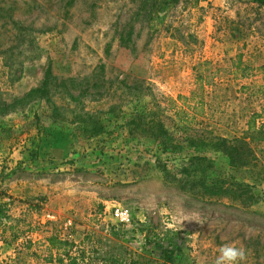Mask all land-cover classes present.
<instances>
[{"label":"rangeland","instance_id":"obj_1","mask_svg":"<svg viewBox=\"0 0 264 264\" xmlns=\"http://www.w3.org/2000/svg\"><path fill=\"white\" fill-rule=\"evenodd\" d=\"M166 5L156 12L146 0H0V101L38 86L48 65L55 77L49 103L32 100L0 117V202L10 215L0 222V264H67L48 248L52 234L73 243L77 264H163L144 244L149 227L181 238L184 256L175 264H216L225 244L244 249L240 264H264L263 155L239 170L222 153H206L211 177L233 192L211 194L174 180L180 158L169 155L164 171L153 142L125 125L133 109L166 107L197 87L206 105L196 121L217 135L241 137L253 112L264 123V6ZM239 53L244 75L234 66ZM81 92L76 102L68 94ZM77 111H101L103 131H81ZM37 126L47 129L46 144L29 140ZM54 129L62 138L53 143ZM39 156L48 167L30 172ZM15 161L27 163L16 172ZM17 180L27 185L21 195L13 194ZM113 205L130 209L132 226L117 230ZM50 254L62 261L47 262Z\"/></svg>","mask_w":264,"mask_h":264},{"label":"trees","instance_id":"obj_2","mask_svg":"<svg viewBox=\"0 0 264 264\" xmlns=\"http://www.w3.org/2000/svg\"><path fill=\"white\" fill-rule=\"evenodd\" d=\"M146 1L151 6H158L156 12L164 10L166 4L176 2V0ZM250 1L257 3L259 6H264V0ZM128 34H131V31H128ZM122 40L124 39L122 38ZM102 66H100L101 70H103ZM234 66L242 75L246 74V70L249 68L248 65L242 63V54L240 53L236 56ZM54 80L55 77L52 75L50 65H48L43 80L38 86L29 89L22 96L15 97L11 101H0V117L24 107L32 100H43L45 103H49L50 86ZM201 80V75H197L196 82L199 89L202 88L200 85ZM64 84V81H62L57 85L64 87ZM263 86H258V90H263ZM241 88L246 89L244 86ZM197 89H193L188 96L178 95L176 99L169 98L166 107L156 104L155 109H151L146 104L140 106L139 109H133L129 113L125 125L128 127L130 134L139 135L153 142L157 161L164 171H167V165L166 162L163 163V160L168 159L169 155L180 158L179 167L173 171V179L178 175L174 180L179 181L183 186L186 184L191 187L200 185L211 194L230 195L233 192H230L228 186L224 188V184L218 178L217 180L211 177L209 169L213 166V160L207 157L206 153L220 152L227 157L231 169L247 170L246 168L251 164V161L257 159V152L264 157V123L259 125L256 123V119L261 116V113L253 112L250 114L246 122L247 130L241 137L226 138L217 135L213 129L202 124V121H196L197 115L204 113L206 105L203 94L198 93ZM68 94L75 102L80 101V96L83 95L82 92L77 96L71 93ZM107 112H115V108L110 107ZM100 114L101 111H77L74 113L73 120L83 124L80 127L81 131L89 130L91 134H99L103 131V127L99 124ZM198 123H201V125H198ZM36 128L38 130L36 133L38 134L37 138L41 143L46 144L44 134L47 129L44 128V133L39 126ZM50 134L53 143L55 140L62 138L60 130L54 129ZM53 143H50V145ZM35 153L38 154L37 149ZM162 155L165 156L163 159ZM207 183L211 188L207 186ZM9 219L10 215L5 203L0 202V222ZM144 237L145 246L147 244L149 246L147 248L151 252L161 257L163 264H175L183 258L182 240L176 232L167 230L163 236H160L153 228L149 227L145 230ZM47 242L50 250L55 249L57 253L59 252L68 259L67 264H77L78 258L70 255V248L74 247L73 243L60 239L56 234L47 237ZM46 261L61 262L62 259L60 256L54 260L50 254ZM106 264L114 263L111 260Z\"/></svg>","mask_w":264,"mask_h":264},{"label":"crops","instance_id":"obj_3","mask_svg":"<svg viewBox=\"0 0 264 264\" xmlns=\"http://www.w3.org/2000/svg\"><path fill=\"white\" fill-rule=\"evenodd\" d=\"M34 137H37V134L36 133H33L32 131H31V135H30V137H29V140L31 139H34ZM20 150V147L19 148H17V152ZM17 158H19V157H17ZM48 158L47 157H44V156H39L38 158H36V160L35 161H29V163H28V166H27V169H29L30 170V172H36L37 170H42L43 168L44 169H46L47 167H48V163H49V161L47 160ZM20 160H22V159H20ZM28 160V159H27ZM25 163H27V162H25ZM25 163H21L20 161H15V167H14V171H16L17 172V170H16V168H18V167H21L22 165H24ZM37 173V172H36ZM32 180H33V178H31ZM17 183H15V185H11L12 187H14V186H18V187H15L14 189H13V194H15V195H18V194H22V189H24V188H26L27 187V185H26V183H25V185L24 186H22L21 184H22V181H20V180H17L16 181ZM30 184V182L28 183V185ZM27 190V189H26ZM26 196V195H25ZM5 198H2V199H0V201H2V202H5ZM24 204V206H26V204L25 203H23ZM22 205V204H21ZM22 208V207H21ZM24 208L25 207H23V209H21L22 211H24ZM14 217H16V216H14ZM46 245H43V247H45Z\"/></svg>","mask_w":264,"mask_h":264},{"label":"built area","instance_id":"obj_4","mask_svg":"<svg viewBox=\"0 0 264 264\" xmlns=\"http://www.w3.org/2000/svg\"><path fill=\"white\" fill-rule=\"evenodd\" d=\"M112 220H114L115 227L117 230L121 231L126 229L134 223L133 215L129 208L121 205H113L110 211ZM47 220H54L53 215L47 214ZM66 224H70V221H67ZM28 237V235L26 236Z\"/></svg>","mask_w":264,"mask_h":264},{"label":"clouds","instance_id":"obj_5","mask_svg":"<svg viewBox=\"0 0 264 264\" xmlns=\"http://www.w3.org/2000/svg\"><path fill=\"white\" fill-rule=\"evenodd\" d=\"M245 252L235 244H225L219 249L216 264H240L244 260Z\"/></svg>","mask_w":264,"mask_h":264}]
</instances>
